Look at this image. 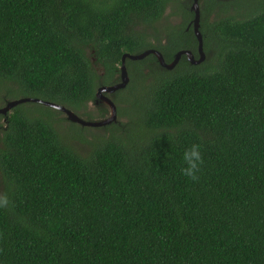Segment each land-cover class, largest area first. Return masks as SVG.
I'll list each match as a JSON object with an SVG mask.
<instances>
[{"label":"trees","instance_id":"1","mask_svg":"<svg viewBox=\"0 0 264 264\" xmlns=\"http://www.w3.org/2000/svg\"><path fill=\"white\" fill-rule=\"evenodd\" d=\"M192 4L0 0V109L37 98L91 120L82 111L101 83L120 82L125 54L156 49L172 64L192 48L170 38V26L157 44L146 32L171 5L194 17ZM200 5L201 65L127 60L136 126L101 128L83 155L63 134V121L77 125L63 113L27 103L8 114L0 264H264V0ZM97 110L94 119L106 118ZM193 143L204 158L196 182L180 174Z\"/></svg>","mask_w":264,"mask_h":264},{"label":"water","instance_id":"2","mask_svg":"<svg viewBox=\"0 0 264 264\" xmlns=\"http://www.w3.org/2000/svg\"><path fill=\"white\" fill-rule=\"evenodd\" d=\"M201 0H193V5L191 7V11L194 13V32L199 42V52L201 54V58L198 62H192L193 64H201L205 61L204 51H203V36L200 31V22H201ZM150 55L155 56L160 65L167 69L172 70L174 69L177 64L179 63L181 57L183 55L188 56V58L192 61L193 55L190 51H181L176 55V58L172 64H166L164 57L162 53L156 49H150L146 50L141 54L132 55V54H125L122 57V63L120 66V82L113 86H105L103 88H99L97 90L96 94V101L102 100L106 106L109 108L110 115L108 118L102 120V121H87L80 117L78 114H76L73 110L67 108L66 106L59 105L52 102L43 101L41 99L37 98H23L15 101H10L6 104L5 107L0 109V115L5 118V121H7L8 114L12 112L16 107L27 104V103H37L44 105L46 107L52 108L54 110H57L65 115V117L70 121L71 123L80 125L81 127H90V128H104L107 126H110L114 123L118 122V115H117V108L115 105L114 100L111 97H104L103 94L112 95L116 93L119 90L125 89L129 82H130V76H129V70L127 67V60L130 61H142L149 57ZM96 62V60L94 61ZM102 70V69H101Z\"/></svg>","mask_w":264,"mask_h":264},{"label":"rangeland","instance_id":"3","mask_svg":"<svg viewBox=\"0 0 264 264\" xmlns=\"http://www.w3.org/2000/svg\"><path fill=\"white\" fill-rule=\"evenodd\" d=\"M178 22V15L176 14V8L174 5H171L165 14V17L161 22L156 24L155 27L146 28V32L149 35L148 43L150 44H157V40L154 39V35L160 31L162 33V29L170 28L172 25H176ZM170 26V27H169ZM173 30V28H172ZM171 31V30H170ZM96 59L92 58V62H94ZM98 72L100 75L102 74V70L98 69ZM103 76V75H101ZM130 76V82H131V75ZM129 82V83H130ZM145 89V88H144ZM129 90V91H128ZM126 92H119L115 97L117 98V103L115 102L116 108H117V115H118V122L120 121L121 124H129L132 126H136L138 124V119L136 115V111L134 108V103L136 99H138V96L134 90H131L129 88L125 89ZM96 102H91L87 105L86 110L82 111L85 115L90 114L92 116V119L85 118L87 121H98L97 119H94L98 116L97 113V107L96 106H102L96 105ZM107 110L109 109L106 106ZM29 111H32L33 113L43 112L46 113V117H50V112L48 109L46 111L40 110V109H34V107H31ZM54 111V110H53ZM109 112V111H108ZM96 114V115H95ZM109 115V114H108ZM1 116V115H0ZM63 119V117H61ZM84 119V118H83ZM103 119V118H102ZM100 119V120H102ZM99 120V121H100ZM64 127L66 129H63V134L65 136L68 135V141L70 145H73L81 154H86L89 150L88 142H91L94 138H101L104 136L105 132L100 130L101 128H90V127H79L77 125L72 124V128L70 127L68 129V125L66 123H63ZM0 125L4 126L5 121L0 117ZM79 127V128H78ZM62 130V129H60ZM119 133V131H115ZM116 133V134H117ZM123 134V133H121Z\"/></svg>","mask_w":264,"mask_h":264},{"label":"flooded vegetation","instance_id":"4","mask_svg":"<svg viewBox=\"0 0 264 264\" xmlns=\"http://www.w3.org/2000/svg\"><path fill=\"white\" fill-rule=\"evenodd\" d=\"M193 5V4H192ZM192 7V6H191ZM189 11L191 12V8L189 9ZM194 18H195V16L193 17V16H191L190 18L187 16V15H185V14H179L178 15V22H176L177 24L176 25H172L171 27L173 28V30H171V32H170V38H174V40L176 41V42H180V43H184V42H191L192 43V48H185V47H183L182 46V48L181 49H179L178 51H176V53L174 54V57H173V60H175V58H176V55L179 53V52H181V51H190L191 53H192V55H193V60L191 61L189 58H188V56H186V55H183L182 57H181V59H180V61H179V63L177 64V66L174 68V69H172L171 71H173V70H176V69H179V64H180V62H183V61H186L189 65H191V66H199V65H201V64H198V65H196V64H193L192 62H198L199 61V59L201 58V54H200V52H199V42H198V39H197V37H196V35H195V32H194V24H193V20H194ZM201 23H202V19H201V22H200V30H201ZM181 32H182V35L180 36V34H181ZM162 35H164V31H163V29H162ZM203 36V35H202ZM196 39V41H197V46H194V40ZM170 42H171V39H165V40H163V43L162 44H164V45H166V46H169L170 45ZM203 51H204V41H203ZM205 52V51H204ZM163 55V54H162ZM204 56H205V60L207 59V54L206 53H204ZM164 57V56H163ZM164 60H165V58H164ZM143 61V60H142ZM134 62H140V61H134ZM159 62V61H158ZM166 62V61H165ZM160 64V63H159ZM166 64H167V62H166ZM168 64H170V63H168ZM161 66V65H160ZM162 67V66H161ZM163 68V67H162ZM163 69H165V68H163ZM167 70V69H166ZM148 71H146V73H147ZM101 75H105V71H103L102 70V74ZM117 79H119V78H117ZM119 81H120V79H119ZM100 87L99 88H103V87H105L106 85H103V83H101L100 85H99ZM108 86V85H107ZM98 88V89H99ZM126 89V88H125ZM124 90V89H123ZM123 90H119V91H117L116 93H114V94H112V95H108V94H103V96L104 97H111L113 100H114V97L119 93V92H121V91H123ZM96 105H102V106H99V107H102L103 109H105L106 108V104L102 101V100H100V101H96V103H95ZM97 107V109H99V107L98 106H96ZM107 109V108H106ZM109 111V109L107 110V112ZM107 114V115H106ZM105 114V116H106V118H108L109 117V115H110V112H108V113H106ZM109 114V115H108ZM96 115V114H95ZM98 115H99V113H98ZM2 119H4V121H5V118H3V116H0ZM105 117H103V119L102 120H104V119H106ZM96 119H98V118H96ZM102 120H100V121H102ZM120 122V121H119ZM119 122H117V123H115V124H118ZM5 123H7L6 121H5ZM2 129H6V127L5 126H2V125H0V130H2Z\"/></svg>","mask_w":264,"mask_h":264},{"label":"clouds","instance_id":"5","mask_svg":"<svg viewBox=\"0 0 264 264\" xmlns=\"http://www.w3.org/2000/svg\"><path fill=\"white\" fill-rule=\"evenodd\" d=\"M183 166L180 167V174L196 182L199 179L198 173L204 164L202 144L193 143L186 148L182 154ZM9 199L7 194H0V208H7Z\"/></svg>","mask_w":264,"mask_h":264}]
</instances>
